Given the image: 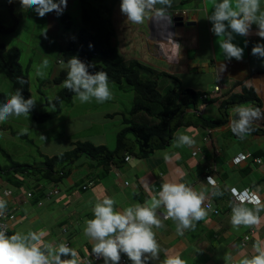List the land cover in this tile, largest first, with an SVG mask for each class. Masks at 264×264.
I'll return each instance as SVG.
<instances>
[{
    "label": "crops",
    "instance_id": "0c3cea01",
    "mask_svg": "<svg viewBox=\"0 0 264 264\" xmlns=\"http://www.w3.org/2000/svg\"><path fill=\"white\" fill-rule=\"evenodd\" d=\"M198 1L200 7H194L190 12L185 10L186 18L192 25L179 28L178 35L176 36L174 32L171 40H162L160 32L156 39L151 38L147 29L148 34L145 30L139 32L142 27L147 26L149 18L145 19L147 24L144 23V26L134 27L128 20L122 24L121 15L116 20L111 16L116 30L117 44L120 45L118 37L122 36L124 49L131 50L132 47L130 48V44L127 43H130L131 39L127 35H132V30H136L141 38L139 39L142 44L140 51L143 57L155 64L152 67L147 63L150 67L179 78L181 80L179 82L184 83L182 78L190 77V84L184 83L187 89L205 90L203 92L212 90L213 95L210 98L213 97V102L211 103L216 105L215 111L219 117L214 114L216 116L208 118L209 120L221 119L219 103L226 98L225 96L232 92L238 93L241 86L251 87L261 102L260 117L252 118L251 121L263 127L264 59L251 54V48L257 42L264 43V40L256 35L257 26L253 25L247 36L233 34V43L244 48L243 59L240 61L235 58L228 59L219 47L222 38L212 34L210 31L212 22L207 19L212 11L214 0ZM178 2L183 1L171 0V7L157 4L155 9L164 8L165 13H170V10L179 11L173 7ZM119 4L120 0H116L114 8L118 9L116 6ZM261 9L264 10V0H262ZM117 25L122 27L121 30ZM245 41H247V47H244ZM135 50L132 48L131 56L126 59L120 51L119 53L125 60L136 59L132 56L133 53L137 55ZM221 65L226 67L222 70ZM191 74L195 77L190 76ZM202 74L207 75L208 78L201 80ZM215 87H219L217 93L214 92ZM208 104L203 106L200 104L202 109H199L197 105L194 110L186 109L183 120L187 123L196 122L193 116L194 111L204 116L203 113ZM234 109L228 110L225 124L219 127H205L196 123L178 126L168 147L156 150L145 158L126 154L125 156H130V159L127 162L123 159L118 165L114 163L102 165L97 161L82 158L71 167L67 177L77 172L78 179L70 184H65L63 181L59 186H51L49 190L57 189L58 194L40 203L34 204L31 197L26 196L29 190L23 187L8 188L13 193L6 199L10 206L8 203L6 206L15 208L17 212L15 219L9 222V236L20 232L21 229L30 228L32 229L30 232H35L38 237H42L39 241L30 244L43 247L42 252L50 255L49 259L56 255L59 245L64 244L74 249L76 255L61 256V264L67 262L80 264L81 259L92 251L94 243L84 236L83 228L85 221L93 218L92 209L95 203L106 197L113 198L116 201L113 205L114 210L122 211L128 206L143 204L145 201L150 202L151 198L160 191L161 185L165 183H184L201 194L203 202L211 203L218 213L207 211L204 219L193 221L194 229H186L184 235L180 236L176 234V223L170 218H163L167 215V210L161 205L156 209L161 226L159 228L152 226L160 251L156 257L146 253L147 264H164L166 258L175 255H179L185 264H240L243 258H251L257 254L258 249L264 250V136L245 133L242 137L233 139L230 125L232 121L239 120L238 113H235ZM210 113H213L212 108ZM180 134L191 137L193 143L177 147L176 141ZM241 139H247L248 142L245 144L234 142ZM70 141L72 139L69 140V145ZM239 154H246L249 157L235 165L232 160ZM255 160L260 162L257 163ZM204 176L210 177L216 186L207 183ZM27 184L35 187L36 182L33 179H27ZM231 189L248 190L256 194L261 200L260 210L255 212V206L250 204H234L230 196ZM37 207H43L41 213ZM201 207L203 208L202 205ZM234 207H246L253 210L259 222L251 226L240 225L238 229L233 228L231 214ZM42 218L49 222L45 227H40L39 231H35L32 226L43 224L40 223ZM53 228H57L55 238L52 236ZM251 230L253 232L250 234ZM245 235H249V239L244 241ZM98 264H104V261ZM122 264H132V262L126 257Z\"/></svg>",
    "mask_w": 264,
    "mask_h": 264
},
{
    "label": "clouds",
    "instance_id": "9594fccd",
    "mask_svg": "<svg viewBox=\"0 0 264 264\" xmlns=\"http://www.w3.org/2000/svg\"><path fill=\"white\" fill-rule=\"evenodd\" d=\"M261 3L262 0H235L234 3L233 0H214L212 11L207 19L212 22L210 29L212 34L217 38H222L219 47L226 58H235L237 61L243 59L244 48L233 43V34L247 36L252 26L256 25L258 29L256 35L264 40V10L261 9ZM157 4L171 7V0H120L119 8L127 20L135 25L143 24L146 12L151 10L153 15L148 22V25L153 28V32L151 29L149 30L151 38L156 39L160 32L162 40H171L172 33L174 35L175 30L179 27L172 31L169 22L163 17L167 14L165 9H155L154 6ZM19 5L21 8L31 9L38 17L43 18L45 14L53 10L57 15L62 14L67 6V0H56V2L54 0H19ZM169 14L172 18H182V22H189L185 15L186 12L183 10ZM244 47H247V41H245ZM251 54L264 59V43L257 42L251 48ZM48 65L49 61L44 59L37 68L36 75L43 77L45 73L42 69L47 68ZM89 67H91L90 64L86 65L77 56L71 57L67 62V75L62 86L74 93L81 103H88L93 99L102 103L111 97L108 75L104 71L92 74L88 71ZM225 67L221 65L222 70ZM217 88V90L214 88L216 93L219 91V87ZM34 103V98L24 99L21 92L17 90L7 100L0 102V121L12 116H27ZM234 112L239 114V120L232 121L230 127L231 131L238 136H242L249 130L252 118H259L261 115L259 108L250 106H238ZM192 143L191 137L180 134L176 146L191 145ZM241 155L246 154L238 156ZM126 157L128 160L130 159V156H125V162L128 161L125 160ZM248 157L249 155L245 159ZM165 158L167 159V157ZM245 159L240 160L238 164ZM206 177L204 176V180ZM211 181L213 183L206 180L210 185L216 186L212 179ZM3 190H9L11 195L13 193L7 187L3 189L1 187L0 193ZM52 192L58 194L57 189ZM233 193L241 202H247L235 203ZM28 194L30 192L26 194L29 198ZM230 195L234 204H250L255 206V212L260 210L261 200L256 194L248 190L231 189ZM6 199L0 198V213L7 207ZM115 203L113 198L108 197L95 203L92 209L93 218L86 220L83 228L84 236L94 241L92 251L88 252V255L92 252L96 257H102L104 264H109V262L119 264L121 253L126 254L132 264H147L146 253H150L152 257L157 256L160 248L152 226L156 228L161 226V221L156 213V209L161 205L166 208L167 217L176 223V234L180 236L184 235L186 229L195 228L193 221H200L207 215L206 209L201 207L205 203L203 196L184 183H165L161 185L160 191L151 198L150 202L145 201L143 204L128 206L122 211L114 210ZM14 211L16 216V209ZM258 222V216L253 210L246 207L233 208L231 214L233 228L238 229L240 225L251 226ZM29 239L37 241L39 237L35 232H28L27 235L17 232L9 236L8 232L6 234L4 231H0V264H61V256L76 255L74 249L61 244L56 255L49 259L40 247L29 244L27 242ZM164 264H185V261L179 255H175L166 258ZM240 264H264V250L258 249L256 255L251 258H243Z\"/></svg>",
    "mask_w": 264,
    "mask_h": 264
},
{
    "label": "trees",
    "instance_id": "16d2710c",
    "mask_svg": "<svg viewBox=\"0 0 264 264\" xmlns=\"http://www.w3.org/2000/svg\"><path fill=\"white\" fill-rule=\"evenodd\" d=\"M16 2L17 0H9L6 3L12 23L10 26H5L0 22V36L14 32L22 18L30 11L27 9L15 15ZM115 2L116 0H79L81 25L77 32V40L60 50L61 59H58L57 63L67 64L73 56H77L85 64L98 60L99 63L92 64L88 71L92 74L104 71L108 75L109 83L127 86L136 95L134 104L126 113L120 114L122 128L116 134L113 149H108L104 145H95L88 140L75 139L70 141V149L60 154L47 156L39 150L38 155L41 160L30 164L13 161L9 153L0 148L2 155L10 161V165L6 168L0 166L1 182L5 181L7 186L19 189L27 183V179L35 180V187L29 189L34 204L56 195L49 188L59 186L69 176L71 167L82 158L97 161L102 165L105 163L118 165L126 154L145 158L156 150L168 147L174 138L176 128L180 125L196 123L205 127H219L225 124L228 110L247 105L261 109V102L254 90L251 87L241 86L238 93H230L219 103L220 120H209L198 111H194L196 122L187 123L183 120L185 110H194L199 100L202 106L211 103L213 97L210 98L208 92L199 93L182 88L179 80L173 75L157 72L136 59H123L118 50L116 30L111 19ZM60 22L65 29L70 28V16L61 15ZM20 58V50L17 47H7L0 42V69L10 82L12 94L19 90L23 98L28 99L32 96L26 73L31 68L33 60L28 59L23 68ZM67 70H60L53 79L39 81L37 92L42 96L40 88L45 87L46 83L61 87L52 100L43 96L42 106L49 107L50 110L39 112L34 106L32 107L26 116L28 124H43L56 118L61 114L63 106L72 101L75 94L62 86ZM169 80L177 81V85L170 86ZM9 97L0 91V102ZM237 115L239 117V114ZM8 127L0 126V129L7 131ZM231 133L233 139L242 137L234 136L232 131ZM246 133L264 136V126L250 124ZM8 134L34 145V141L27 134L18 130L10 129ZM129 136L133 139L130 140Z\"/></svg>",
    "mask_w": 264,
    "mask_h": 264
},
{
    "label": "rangeland",
    "instance_id": "374dc122",
    "mask_svg": "<svg viewBox=\"0 0 264 264\" xmlns=\"http://www.w3.org/2000/svg\"><path fill=\"white\" fill-rule=\"evenodd\" d=\"M9 0H0V22L5 26H10L12 23L11 17L8 13L6 3ZM180 1V0H179ZM182 3L176 4L173 7H176L179 11L192 10L194 7H200L199 1L195 0L190 2L189 0H181ZM56 2V0H54ZM116 7L119 8V5ZM15 8V15L26 11L27 9L21 8L19 5V0L14 5ZM117 8H113L112 17L114 20L118 19V16L121 15L122 17V24L126 23L127 18L118 10ZM172 13V10H170ZM68 15L70 16V28L65 29L63 24L60 22L61 15ZM169 14V13H167ZM153 13L152 11L146 12V20H151ZM171 15V14H169ZM144 23L146 21L144 20ZM143 24H139L140 26H144ZM121 24V23H120ZM134 27H138L139 25H135L130 23ZM80 3L79 0H67V6L64 8L62 14L57 15L56 11L53 10L50 13L45 14L43 18L38 17L31 9L26 16L22 18L20 21L19 26L17 29L9 35H1L0 42L6 44L7 47H17L20 50V63L23 64V68L25 67L24 64L27 62L28 59L33 60V64L31 68L28 70L26 75L29 79V90L31 93L32 98L35 99L34 107L39 112L50 110L49 107H43V96L46 97L48 100H52L56 93L59 91L61 85H49L48 83L44 84L45 87L40 88L43 94L39 95L37 92V88L39 85L40 80L45 79H53L54 76L58 74V72L62 69H67V64L64 62L57 63L58 59H61V49L66 47L69 43L76 42L77 32L80 29ZM148 24L146 27H142L145 29H140L139 32L147 33L149 32ZM118 27V25H117ZM121 26L118 27L121 30ZM147 29V30H146ZM120 33V31H119ZM179 33V28L175 30L176 36ZM148 34V33H147ZM148 35H146L147 37ZM125 37V36H124ZM123 37V38H124ZM131 39H129L130 43L127 42L129 47L134 48L137 51V55L135 53L132 54L133 58H136L139 62L143 64L149 63L150 66L154 67V63H150L143 57V54L140 51L141 48V39L139 34L136 30H132V35H127ZM120 41V45H118V49L121 55L126 57L131 56V50L126 51L124 45L122 44V36L118 37ZM133 39V42H132ZM138 39V40H136ZM132 43V44H131ZM123 52V53H122ZM47 59L49 61V65L47 68L42 69L45 73L43 77L37 76L36 71L37 68L41 65V62ZM98 60H92V63L87 62L86 65H96L98 64ZM148 65V64H147ZM148 65V66H149ZM151 67V68H152ZM157 67V66H156ZM154 69V68H152ZM157 71L156 69H154ZM159 72V71H157ZM190 76H194L191 74ZM195 77V76H194ZM208 78L207 75H200V79ZM179 80V78H177ZM184 83L190 84V77H183L182 78ZM181 81V80H179ZM184 83L180 82V86L184 87ZM168 84L170 86L177 85V81L169 80ZM111 97L110 99L98 103L93 99L91 102L88 103H81L79 100L74 96L72 101L68 104L63 106L62 112L56 118L47 121L43 124L38 125H31L28 124L26 121V116L22 115L19 117L12 116L4 121H0L1 127H8L7 131L0 129V148L4 149L9 155L11 156L12 160L19 163H30L34 164L35 162H39L41 158L39 157L38 153L39 150L46 154L47 156H52L55 154H60L64 151L70 149V145L68 144L69 140H88L92 143L97 145H104L108 149H113L115 146V138L117 132L122 128L121 124V113H126L128 110L131 109L132 105L134 104L136 95L127 88L125 85H117L114 83H109ZM187 88V87H184ZM212 89V88H211ZM0 91L5 93L7 96L12 94L11 85L9 80L5 77L2 70L0 69ZM205 91V90H203ZM203 91H197L202 93ZM208 93L211 95L212 90H209ZM219 97V95L217 96ZM197 106L199 109L203 107L200 106V102H197ZM216 106V105H215ZM212 103L208 104V107L205 108L203 115L207 118L219 117L217 111H215V107ZM210 108L213 109V113H210ZM116 114L113 117H108L107 115L111 116ZM216 114V115H214ZM6 123L7 125H5ZM250 124H255V122L250 121ZM249 124V125H250ZM14 129L18 130L21 133L27 134L29 138L34 141V145H30L29 143L20 140L17 137H11L8 134V130ZM248 134V133H246ZM71 138V139H70ZM129 139L132 140L133 138L129 136ZM235 143H247V139L234 141ZM240 145V144H239ZM10 165V161L5 158L2 153L0 152V166L2 168H6ZM75 172L71 177L64 180L65 184H70L72 181H76L78 179V173ZM10 188L6 185L5 181L0 182V188ZM31 185L28 186L27 183L23 185V188L26 190L31 189ZM22 198V196L20 197ZM54 198V196H53ZM29 200V199H28ZM8 203V202H7ZM10 206V203H8ZM46 207V206H44ZM50 207V206H49ZM48 207V209H50ZM39 213L42 212L43 207H37ZM22 212V210H21ZM50 212V211H48ZM20 213V212H19ZM18 213V214H19ZM23 213V212H22ZM46 222V223H44ZM47 222L45 218H42L40 223L43 224H36L32 226L35 231H39L40 227H45ZM32 229L28 228L21 229L19 233L21 235H27ZM16 232V231H14ZM52 236L55 238L57 235V228L52 229ZM42 239L39 237L37 241ZM29 244L31 242H36L32 240L27 241ZM45 246V245H44ZM43 248V247H42ZM40 248V249H42ZM46 249V248H45ZM50 257V255H46Z\"/></svg>",
    "mask_w": 264,
    "mask_h": 264
},
{
    "label": "built area",
    "instance_id": "2783aa9c",
    "mask_svg": "<svg viewBox=\"0 0 264 264\" xmlns=\"http://www.w3.org/2000/svg\"><path fill=\"white\" fill-rule=\"evenodd\" d=\"M218 88L215 87V90H217ZM247 157V155H241V156H237L236 158L233 159V162L238 164L240 162V160H243ZM125 160L127 161L128 158L126 157ZM255 162L259 163L260 160H255ZM206 180L210 181V183H213L210 179V177H206ZM233 192V191H232ZM234 194V193H233ZM11 195V192L9 190H3L0 193V198H3L4 200L6 198H8ZM28 196H30V194H28ZM233 201L235 203H243V202H247V201H243L241 202L237 195L234 194V199ZM203 208L206 209V211H209L211 213L217 214L218 211L214 209V207L212 206L211 203L209 202H205L203 203ZM15 209L14 208H5L3 210L2 213H0V231H4L6 234L8 232V228H9V222L15 219ZM163 218H168L167 215L163 216ZM253 232V230L250 231V234ZM249 234V235H250ZM249 235H245L244 237V241L249 239ZM126 254L121 253V257H120V261L119 263L122 264L124 262ZM104 261V259L102 257H96L92 252L84 257L81 261V264H97L98 262ZM66 264H70V263H66Z\"/></svg>",
    "mask_w": 264,
    "mask_h": 264
},
{
    "label": "water",
    "instance_id": "95a60500",
    "mask_svg": "<svg viewBox=\"0 0 264 264\" xmlns=\"http://www.w3.org/2000/svg\"><path fill=\"white\" fill-rule=\"evenodd\" d=\"M164 18H166V20L169 22L172 31L174 30V28L179 27V28H183V27H188L189 25H192V23L190 22H182V18L178 17V18H172L169 14H165L163 16ZM172 22V25H171ZM149 29H151V31L153 32V28L152 26H148ZM173 35V33H172Z\"/></svg>",
    "mask_w": 264,
    "mask_h": 264
}]
</instances>
